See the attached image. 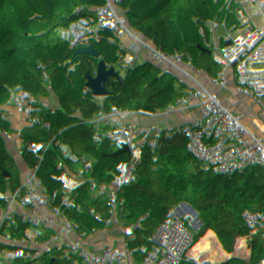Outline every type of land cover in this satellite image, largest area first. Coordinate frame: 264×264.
<instances>
[{
  "label": "trees",
  "instance_id": "trees-1",
  "mask_svg": "<svg viewBox=\"0 0 264 264\" xmlns=\"http://www.w3.org/2000/svg\"><path fill=\"white\" fill-rule=\"evenodd\" d=\"M45 1L22 0L26 11L15 13L8 36L0 30V229L12 224L18 232L16 241L1 239L8 259L0 264H50L45 253L59 240L114 244L144 224L133 206L108 193L70 210L60 232L44 218L58 191L75 197L82 185L75 168L60 163L50 173L53 190L34 186L17 161L50 147L75 124L81 127L75 141L89 161L168 208L178 198L158 178L168 181L165 156L182 146L171 125L188 114L183 106L167 109V102L204 97L218 79L234 83L243 103H259L254 128L232 112L231 100L217 116L204 104L184 127L201 114L219 117L236 129L245 152L264 149V31L247 30L259 27L264 13H237L254 0H51L70 9L62 27L27 14L41 15ZM254 173L240 166L237 174ZM226 235L237 243L235 226Z\"/></svg>",
  "mask_w": 264,
  "mask_h": 264
},
{
  "label": "built area",
  "instance_id": "built-area-1",
  "mask_svg": "<svg viewBox=\"0 0 264 264\" xmlns=\"http://www.w3.org/2000/svg\"><path fill=\"white\" fill-rule=\"evenodd\" d=\"M49 3L59 6L46 0L44 5L48 12L51 11ZM44 5L42 14L34 19H42L45 23L58 27L56 16L53 21L48 22ZM23 11L26 10L22 0H0V30L6 36L8 23L14 20L16 12ZM67 20L68 12L64 22L60 24L66 25ZM259 28L264 31V22ZM159 74L172 83L175 82L170 73L161 70ZM228 100H231L232 112L240 118L247 117L251 128H254L261 116L259 103H243L239 87L223 79L216 80L204 97L196 96L182 104L188 114L186 118L174 119L171 129L181 134L182 146L177 152H168L165 156L170 167L166 178L173 194L178 198L173 208L167 207L168 215L177 221H183L187 206L192 203L197 221L215 233L233 255L238 244L252 250L250 258L236 255L239 264H264V149L245 152L239 138L219 117L201 114L196 122L184 127L186 121L194 120L204 104L211 114L217 116ZM80 128L78 124L66 128L62 137L51 140L50 147H40L26 159L18 160V170L28 179L34 180L59 171V164L63 160H67L75 169H84L87 173L85 176H77L82 185L72 200L90 201L101 191L102 184H106L108 194L117 198L120 204L143 207L154 217L146 219L141 227L120 244L128 245L145 238H155L158 245L150 253L125 260L119 256L90 255L81 250V247L88 245L112 247L115 244L79 242L74 238L68 242L59 240L45 253L50 264H209L201 255L199 247L182 236L175 225L154 210L152 205H163L162 202L154 200L140 186L123 185L104 172L98 164L89 161L84 145L75 141L74 136ZM41 140L37 139L35 142H42ZM178 160L182 165H177ZM240 166L249 167L255 173L240 178L237 174ZM2 212L9 223V212L4 205ZM231 226H235L237 243L227 238V230ZM1 239L0 237V244ZM6 259L7 255L0 250V260Z\"/></svg>",
  "mask_w": 264,
  "mask_h": 264
},
{
  "label": "crops",
  "instance_id": "crops-1",
  "mask_svg": "<svg viewBox=\"0 0 264 264\" xmlns=\"http://www.w3.org/2000/svg\"><path fill=\"white\" fill-rule=\"evenodd\" d=\"M61 5L65 6V4ZM67 8L70 11L69 7ZM36 16L39 15L35 14L33 18ZM43 23L46 24L44 21ZM247 30L250 32L262 31L259 27H248ZM180 164L182 165V162H177L178 166H180ZM75 171L76 174L80 176H85L87 173L84 169H75ZM105 193H108V187L103 183L101 191H99L96 196H101ZM152 206L159 215H161L163 218H166L170 224L175 225L182 236L186 237L193 245L200 248L201 255L209 264H239L236 260V255H243L247 258H250L253 255V252L250 248L241 244H238V249H236L235 255L228 251L225 248V244L215 233L203 227L197 221L192 203L188 204L186 217L183 221H177L176 219L170 217L168 215L167 207L164 204ZM133 207L139 211L138 215L145 218V220L149 219L150 217L154 218L145 208L138 206ZM55 230L60 232V229ZM0 237L6 241H16L18 240V232L16 228L10 224L8 228L0 229ZM114 244L115 245L112 247L88 245L86 247H81V250L85 253L95 256H119L125 260H132L152 252L158 245L155 238H145L141 241L128 245H121L120 242Z\"/></svg>",
  "mask_w": 264,
  "mask_h": 264
},
{
  "label": "water",
  "instance_id": "water-1",
  "mask_svg": "<svg viewBox=\"0 0 264 264\" xmlns=\"http://www.w3.org/2000/svg\"><path fill=\"white\" fill-rule=\"evenodd\" d=\"M257 13L258 15H262L264 13V0H254L253 4L250 7L247 8H241L237 13ZM27 14L31 17L35 16V11L33 9L27 10ZM37 24H44L42 19H36ZM64 25V24H63ZM62 24H59L58 27H62ZM251 69V66H247L245 68V71L248 72ZM167 109L176 108L177 110H182L181 100L179 99H173L166 103ZM63 106L60 107L62 109ZM233 132L236 137H238V133L236 129H233ZM62 163L68 164L67 160H63ZM158 180L166 185L167 187H170V183L168 181L162 180L158 178ZM34 186H47L53 190H57L58 187L56 183L54 182L53 178L51 176H47L44 178H36L33 180ZM264 189V185H263ZM70 210L73 211H79V208L77 207L76 203L72 199H66L65 196L58 191L56 193L55 199H54V205L53 207H50L49 205H46L44 207V218L50 223V226L53 229H64L67 225L65 221V216L69 213Z\"/></svg>",
  "mask_w": 264,
  "mask_h": 264
},
{
  "label": "bare ground",
  "instance_id": "bare-ground-1",
  "mask_svg": "<svg viewBox=\"0 0 264 264\" xmlns=\"http://www.w3.org/2000/svg\"><path fill=\"white\" fill-rule=\"evenodd\" d=\"M50 9L53 10V14L58 18L55 22L63 23L66 19V11L64 5L55 6V4L49 3ZM58 21V22H57Z\"/></svg>",
  "mask_w": 264,
  "mask_h": 264
},
{
  "label": "rangeland",
  "instance_id": "rangeland-1",
  "mask_svg": "<svg viewBox=\"0 0 264 264\" xmlns=\"http://www.w3.org/2000/svg\"><path fill=\"white\" fill-rule=\"evenodd\" d=\"M44 8L46 9V5H44ZM65 11H66V14H67V12H69V10H68V8L66 6H65ZM46 13L47 14H45V15H48V18H49L48 19V22L49 21L51 22V21H53L55 19V15L53 14V11L52 10L48 12V10L46 9ZM45 15H43V16H45ZM46 24L49 25V26H54V25H52L50 23H46ZM178 162L180 163L181 161L178 160ZM215 199H220V197H215ZM74 203H76V205H77V207L79 209H82L83 208V202L77 201L76 199H74ZM59 231H61V230H59Z\"/></svg>",
  "mask_w": 264,
  "mask_h": 264
}]
</instances>
